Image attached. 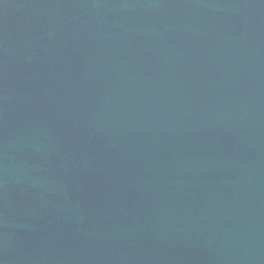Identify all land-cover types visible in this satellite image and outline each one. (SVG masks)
Segmentation results:
<instances>
[{"label":"water","instance_id":"1","mask_svg":"<svg viewBox=\"0 0 264 264\" xmlns=\"http://www.w3.org/2000/svg\"><path fill=\"white\" fill-rule=\"evenodd\" d=\"M0 264H264V0H0Z\"/></svg>","mask_w":264,"mask_h":264}]
</instances>
